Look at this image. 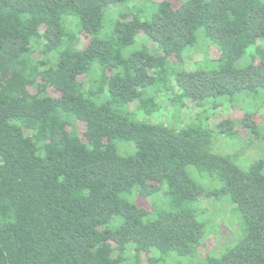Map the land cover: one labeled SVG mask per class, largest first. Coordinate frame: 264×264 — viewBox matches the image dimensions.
<instances>
[{"label": "trees", "instance_id": "1", "mask_svg": "<svg viewBox=\"0 0 264 264\" xmlns=\"http://www.w3.org/2000/svg\"><path fill=\"white\" fill-rule=\"evenodd\" d=\"M127 1L0 0V264H122L130 243L137 262L199 254L189 167L221 182L243 229L198 264H264V161L212 147L264 140V0H146L150 20L112 13L100 37ZM199 31L213 68L186 66ZM218 110L243 115L214 128Z\"/></svg>", "mask_w": 264, "mask_h": 264}, {"label": "rangeland", "instance_id": "2", "mask_svg": "<svg viewBox=\"0 0 264 264\" xmlns=\"http://www.w3.org/2000/svg\"><path fill=\"white\" fill-rule=\"evenodd\" d=\"M151 1L160 2L161 0ZM118 12L132 13L138 16L142 21L150 20L153 13L151 4L149 3V1L146 0H130L125 2L124 4L110 7L105 11L104 23L100 33V37H104L106 36V34L112 31L113 21L115 20V17H113L112 13L118 14ZM201 34L202 31H199L198 43L192 47H188L184 53V57L187 64L186 66L189 65L191 67L192 63L196 64V60L199 59L198 67L207 66L208 68H213L215 67V62L210 61L211 58L204 57V46L202 45L204 43H202V38H200ZM144 38L145 35L140 34L137 37L136 43L133 46L129 47L127 50H125V55L128 56L130 52L134 51V49L137 48V45L139 46L144 42H146L147 44H149V42L151 43L150 40L148 41ZM149 46L152 47V45ZM152 52L154 54L157 53V51H154L153 49ZM210 53L214 54L213 52ZM242 65H244L243 61L238 64V67ZM193 114L194 110L189 111L188 116H191ZM242 115V112L218 110L216 114H214V117L210 119L209 123H211L212 127L216 128L219 121L229 116L233 120L238 119ZM263 117L264 110L259 111L255 115L256 121L258 122H261L263 120ZM167 119H169V122L171 123H176V119L172 118L171 116H168ZM261 129L264 130V126H262ZM240 132L243 133L244 137V131L240 130ZM241 141L242 140L236 136L230 138L228 135L226 136L223 134L221 135L219 133H216L213 138V152L222 155L235 154V156L241 153L242 156L239 155L240 157L237 156V160H233L243 170L245 168V163L247 167L250 163L257 162L260 160L264 161V140L258 142L255 147L251 149H246V151H244L243 148L240 150L238 149L241 147ZM117 144L119 152L121 154L127 155L133 153L134 151V148L131 144H127L124 142H118ZM242 144H244V141ZM128 145L131 147V149L125 151L124 149ZM187 171L190 177L196 182V184L205 190V193L200 198L188 204L190 205V208L192 209L191 211L195 215L196 220L200 221L204 225V236L201 240V246L198 251L200 255L197 253L194 256H180L176 252H170L165 254L161 251H158L157 249H151L148 252L141 254V260L140 262H137L135 258L136 252L134 250V244L130 243L126 247L124 253L125 261L122 264L203 263L206 255L220 257L227 248L235 246L242 238L243 229L241 227V217L238 213L232 212L233 206L231 204V199L229 195L218 194V190L222 188L221 182L215 176H212L210 173H201L194 167H189ZM210 191L213 192L212 197L207 196L209 195ZM131 200L139 201L138 198H136V200L132 198ZM139 203L144 204V202L142 201H139Z\"/></svg>", "mask_w": 264, "mask_h": 264}]
</instances>
